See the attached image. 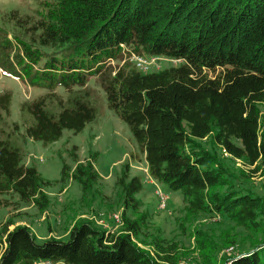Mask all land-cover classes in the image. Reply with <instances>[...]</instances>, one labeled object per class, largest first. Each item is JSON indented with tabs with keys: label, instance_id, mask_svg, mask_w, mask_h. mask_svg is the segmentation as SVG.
Returning <instances> with one entry per match:
<instances>
[{
	"label": "trees",
	"instance_id": "16d2710c",
	"mask_svg": "<svg viewBox=\"0 0 264 264\" xmlns=\"http://www.w3.org/2000/svg\"><path fill=\"white\" fill-rule=\"evenodd\" d=\"M9 20L24 34L5 32L0 58L21 67L11 74L25 72L31 85L47 89L21 105L28 137L50 144L66 129L84 130L98 115L88 88L98 77L109 108L145 154L150 176L182 192L189 216H220L259 235L227 261L264 264V198L238 189L214 150L256 166L254 172L264 165V0H55L41 18L12 11ZM123 46L177 63L155 72L131 61L113 65ZM11 104V92L0 93V125ZM208 139L210 149L201 143ZM70 177L86 195L101 175L89 159L72 174L64 164L62 180ZM49 183L24 163L11 137L0 135V196L17 195L44 210ZM117 186L125 210L120 231L81 219L66 238L39 240L27 225L10 229L9 220L0 225V264H178L177 242L141 241L150 251L136 241L146 221L137 198L142 178L130 177L127 168ZM197 245L202 264H217L214 242L198 238Z\"/></svg>",
	"mask_w": 264,
	"mask_h": 264
},
{
	"label": "rangeland",
	"instance_id": "374dc122",
	"mask_svg": "<svg viewBox=\"0 0 264 264\" xmlns=\"http://www.w3.org/2000/svg\"><path fill=\"white\" fill-rule=\"evenodd\" d=\"M54 3L55 0H0V39H3L4 33L8 31L20 36L24 34V31L17 29L9 20L12 11H17L21 16L30 15L38 19L43 16L45 9ZM9 36L14 45H17L12 35ZM30 36L24 39L32 41ZM128 49H123L122 58L119 61H111L112 64L130 62L132 55ZM6 52L8 53V50ZM15 54L16 52L11 56ZM2 57L0 93L10 91L12 104L10 116L0 125V135L4 138L11 137L22 149L24 163L35 166L41 176L50 183L44 187V192L49 198V205L44 210L34 203L21 202L17 195L0 196V225L9 220L13 222L10 229L27 225L39 240L50 237L64 239L75 222L81 219L93 221L111 233L118 232L123 225L125 210L117 180L128 168L130 177L138 175L143 182V189L137 194L141 202L139 211L146 215L144 231L141 238L136 240L141 247L151 251L152 246L141 241L150 243L155 236H159L166 243H178L181 251L178 264H202V256L197 249L199 238L214 242L213 256L217 264H231L227 261L230 255L247 250L252 241L258 239L259 235L253 237V234L244 228L220 216L187 214L182 192L172 190L150 176L145 154L139 148L129 126L109 108L106 93L98 77L94 76L88 81L90 100L98 115L84 130L74 133L66 129L59 140L50 144L28 137L26 121L29 116L22 114L21 105L46 94L47 89L31 85L25 72L20 76L17 73L11 74L21 71V67L15 61L5 59L4 55ZM161 58L157 67L152 66L148 72H155L177 63ZM57 92L61 96L67 95L63 87H58ZM261 110L263 132L264 106ZM201 143L205 148H211L210 139ZM214 150L229 172V180L238 189L264 198V165H260L258 171L254 172L256 166L233 158L221 148ZM89 159H93L101 178L92 187L91 192L83 195L82 186L77 180L72 177L62 180V171L65 164L72 174L79 163ZM159 190L168 197L164 207L160 206ZM132 214L129 210L128 215ZM232 241L235 243H230Z\"/></svg>",
	"mask_w": 264,
	"mask_h": 264
},
{
	"label": "built area",
	"instance_id": "2783aa9c",
	"mask_svg": "<svg viewBox=\"0 0 264 264\" xmlns=\"http://www.w3.org/2000/svg\"><path fill=\"white\" fill-rule=\"evenodd\" d=\"M123 48L124 50L128 49L126 46H123ZM128 50L130 52V55H132L131 58H129V60H131L142 71H149L152 66L157 67L159 63V59L161 58L158 56L138 55L133 50H130V49ZM172 61L176 62V60H172ZM158 197L160 200V206L164 207L167 203V198H168L167 195L163 193L161 190H159Z\"/></svg>",
	"mask_w": 264,
	"mask_h": 264
}]
</instances>
